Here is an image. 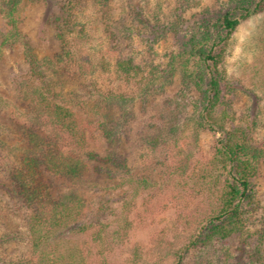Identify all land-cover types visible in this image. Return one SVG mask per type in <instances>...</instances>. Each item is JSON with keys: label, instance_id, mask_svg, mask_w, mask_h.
Listing matches in <instances>:
<instances>
[{"label": "trees", "instance_id": "obj_1", "mask_svg": "<svg viewBox=\"0 0 264 264\" xmlns=\"http://www.w3.org/2000/svg\"><path fill=\"white\" fill-rule=\"evenodd\" d=\"M20 1L0 0V12L9 25L0 39L1 46L18 37L14 14ZM86 2L58 0L59 13L51 18L50 25L59 51L52 57L37 58L28 49L24 53L26 68L12 76L14 89L28 101V108L13 117L10 131L26 143L9 146L0 140V169L16 190L18 200L11 209L20 219L23 233H4L0 245L18 239L26 244L27 253L14 262L0 264H114V248L124 242L131 226L126 202L117 213L106 202L92 211L70 185L63 190L55 187L58 181L72 184L82 179L88 164L94 172L110 178L125 169L112 143V128L103 121L95 127L91 114L103 110L108 101L126 102L129 98L123 93L102 92L92 85L83 91H64L62 86L69 71L83 76L94 74L99 66L104 68L101 62L98 65L90 56L81 59L75 52L78 40H86L88 35L84 23L79 21ZM187 4L188 0L174 8L172 21L153 25L156 32L177 33ZM263 11L264 0L221 2L215 14H203L195 31L169 54L166 74L175 70L179 73L178 90L163 102L165 105L174 101L171 121H179L182 111L190 106L188 119L193 138L203 130L218 134L211 156L201 167L194 163L191 153L178 147V139L172 143L162 140L163 153L157 165L163 168V178L158 191L172 186L173 181L175 187L184 188V179L204 186L203 196L195 204L200 205L195 215L179 213L176 218V223H183L190 231L185 243L176 250L165 247V251H159L163 258L172 257L174 264H264V196L257 198L252 181L264 166V147L253 139V125L226 127L232 117L223 89L232 93L235 87L227 83L221 68L236 27ZM137 20L142 25L150 24L141 10ZM101 23L104 32L112 34L108 22ZM113 67L117 75L128 77L133 60L116 59ZM155 69L141 76V80H146L142 88L148 89L160 79L155 76ZM132 75L137 73L133 71ZM80 112H87L89 117H80ZM90 128H95L105 141L101 153L87 149V139L93 132ZM176 131L178 125H171L169 132ZM151 140L154 149L159 139ZM126 173L120 187L132 185L136 190H152L156 186L146 177ZM112 215L116 221H108ZM139 252L135 247L132 262L140 259Z\"/></svg>", "mask_w": 264, "mask_h": 264}, {"label": "rangeland", "instance_id": "obj_2", "mask_svg": "<svg viewBox=\"0 0 264 264\" xmlns=\"http://www.w3.org/2000/svg\"><path fill=\"white\" fill-rule=\"evenodd\" d=\"M186 1L101 0L94 3L87 0L79 16L88 35L86 40H78L75 52L81 59L90 56L98 65L101 62L104 68L99 66L94 74L83 76L69 71L62 85L63 90L83 91L91 89L92 85L102 92L123 93L129 98L126 102L108 101L103 110L98 109L97 113L91 114L95 127L98 121H103L109 129L112 128L115 134L112 143L124 161L125 169L110 178L94 172L92 165L88 164L82 179L72 184L58 181L55 187L63 190L70 185L92 211L106 202L105 205L116 209L117 213L123 202L127 203V219L131 226L124 242L114 248L111 255L114 264H174L172 257L163 258L159 251H165V247L176 250L185 243L190 231L183 223H176V218L179 213L193 216L200 207H195V204L202 198L204 186L195 184L194 180L184 179L187 181L184 188L175 187L173 181L172 186L162 191L157 189L163 178V168L157 165L163 153L162 140L172 143L178 139V147L191 153L194 163L201 167L211 156L218 136L203 130L193 138L188 119L191 107L182 111L184 115L179 121L172 122L174 101L163 103L165 98H172L179 87L178 71L166 74L169 54L178 50L181 41H186L195 31L203 14L213 16L218 5L226 0H188L185 11L181 13L182 25H179L178 32H156L153 25L172 21L174 8L185 5ZM58 9V0H21L14 14L18 37L7 45H0V140L9 146L25 145V140L10 130L13 117L28 108V101L16 93L12 76L26 68L24 53L28 49L37 58L52 57L59 51L50 25L51 18L59 13ZM140 10L150 24L138 22L137 13ZM6 20L0 12V39L9 30ZM102 21L108 22L112 34L104 32ZM229 44L221 68L227 83L235 88L232 93L223 89L225 99L230 101L229 114L232 117L226 127L253 125L251 135L256 143L264 147V11L241 21ZM119 58L133 60V69L128 77L113 71L114 62ZM152 68H156L155 76L160 79L154 80L152 87L142 88L146 80H141V76L149 74ZM133 71L136 76L132 75ZM160 84L163 90L158 88ZM93 94L97 101V90ZM192 95L196 97L194 91ZM79 115L89 117L87 112H80ZM173 124L178 125V131L171 134L169 129ZM94 129L90 128L93 132L87 139V149L101 153L105 141ZM151 139H159L154 149ZM78 155L84 158L82 153ZM126 172L135 177H146L156 186L150 188L152 190H136L132 185L120 187L121 179L128 175ZM252 181L256 196L261 200L264 196V166ZM17 200L14 186L0 169V236L11 231L23 233L20 219L14 216L11 209ZM115 218L109 216L108 221ZM135 247L140 251V259L136 263L132 262ZM26 253V244L13 240L0 245V262H14Z\"/></svg>", "mask_w": 264, "mask_h": 264}]
</instances>
